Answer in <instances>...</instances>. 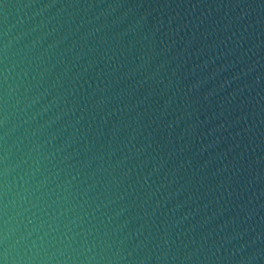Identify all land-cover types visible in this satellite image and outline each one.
I'll use <instances>...</instances> for the list:
<instances>
[{"label": "water", "instance_id": "water-1", "mask_svg": "<svg viewBox=\"0 0 264 264\" xmlns=\"http://www.w3.org/2000/svg\"><path fill=\"white\" fill-rule=\"evenodd\" d=\"M0 264H264V0H0Z\"/></svg>", "mask_w": 264, "mask_h": 264}]
</instances>
